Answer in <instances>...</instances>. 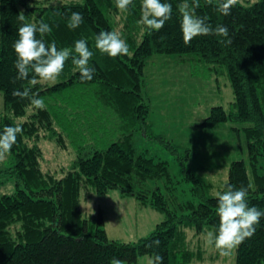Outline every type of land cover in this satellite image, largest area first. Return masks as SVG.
Listing matches in <instances>:
<instances>
[{"label":"trees","instance_id":"16d2710c","mask_svg":"<svg viewBox=\"0 0 264 264\" xmlns=\"http://www.w3.org/2000/svg\"><path fill=\"white\" fill-rule=\"evenodd\" d=\"M162 2L172 4L173 18L162 30L150 32L137 23L142 0H133L130 13L117 9L115 0H0V92L5 104L0 133L6 126L22 128L10 152L11 167L0 170V178L15 182L13 195L0 196V264H109L113 257L138 264L142 257L153 258L157 252L163 264H192L195 253L188 246L186 230L218 233V197L210 195L212 184L186 167L194 154L185 150L187 156H182L181 147L153 133L145 70L155 56H177L227 76L235 96L234 109L213 108L203 126L232 123L237 125L233 130L243 131L249 162L231 164L224 191L228 186H243L248 189L249 206L264 210V175L258 171L264 159V0L249 5L236 0L229 16L217 10L220 0L211 4L199 0L197 15L206 16L213 28L221 24L229 29L233 43L228 46L215 35L196 37L186 44L178 11L184 0ZM21 11L23 22L18 19ZM73 12L84 18L76 29L68 27ZM41 21L52 28L44 37L46 43L55 41L58 48L74 51L75 41L86 39L95 68L93 80L82 81L69 59L55 83L32 86L45 102L42 110L12 94L29 86L16 79L13 46L18 29L25 23L38 26ZM113 30L126 41L130 55L111 58L95 48L96 36ZM138 132L177 157L183 181L192 185L198 201L197 206L184 207V211L192 210L189 214L173 210L162 188L156 186V182L172 180L169 164L137 155L133 138ZM44 140L76 152L61 178L42 167L40 144ZM89 189L99 197L120 192L164 213L166 220L139 241L112 240L103 213L86 216L82 210L83 192ZM157 239L159 248L147 247ZM236 264H264V218L255 234L237 247Z\"/></svg>","mask_w":264,"mask_h":264},{"label":"rangeland","instance_id":"374dc122","mask_svg":"<svg viewBox=\"0 0 264 264\" xmlns=\"http://www.w3.org/2000/svg\"><path fill=\"white\" fill-rule=\"evenodd\" d=\"M240 1L249 5L260 0ZM145 78L152 103L150 122L153 133L181 147L182 156H187L185 150L193 153V157L186 162L187 169L206 177L213 187L211 195L218 197L228 182L231 164L240 160L249 162L248 141L242 130H233L237 128L236 124L203 126L213 108L223 107L227 111L234 109L235 96L229 79L203 66L195 67L177 56L153 57L145 70ZM4 111V99L0 92V121ZM133 143L138 156L169 164L172 180L156 182V186L162 188L173 210L179 214L192 212L190 208L184 211V207L192 204L197 206L198 201L191 191L192 185L183 181L182 167L177 157L140 132L135 134ZM40 145L44 151V171L53 173L57 178L63 177V170H68L76 158L75 150L60 149L48 140L42 141ZM10 162L11 154L0 161V170L10 168ZM258 171L264 175V159L260 160ZM0 180L3 182L0 196L13 195L14 180L8 177H1ZM82 210L86 216H97L101 211L110 239L124 243L148 237L166 220L164 213L142 206L136 199L123 197L117 191L102 197L91 189L83 192ZM207 231L214 230L208 229L201 234L192 229L186 230L188 246L195 253L192 264H236L237 248L228 256L220 255L214 242L208 243ZM138 264H152V258L144 256Z\"/></svg>","mask_w":264,"mask_h":264},{"label":"clouds","instance_id":"9594fccd","mask_svg":"<svg viewBox=\"0 0 264 264\" xmlns=\"http://www.w3.org/2000/svg\"><path fill=\"white\" fill-rule=\"evenodd\" d=\"M212 2L213 0H208L209 4ZM235 2L236 0H220L216 6L217 10L222 15L229 16ZM115 6L121 12L130 13L134 4L133 0H115ZM199 7V0H192L191 4L184 0L178 5L184 42L189 44L196 37L215 35L223 38L219 41L221 44L231 45L233 40L230 38L227 26L218 24L213 28L206 16L197 15L196 9ZM172 18L171 3L162 0H142L141 19L137 23L144 25L150 32L160 31ZM18 19L22 22L25 20L23 11L19 13ZM83 22V15L73 12L68 27L76 29ZM51 32L50 25L43 21L38 26L25 23L18 29L19 38L13 46L17 56L14 65L18 72L16 79L27 81L29 86L24 87L22 91L14 90L12 94L21 99H28L31 106L40 110L45 108V102L39 98L38 93L32 91V86L55 83L69 59L78 68L82 81H92L95 74V68L90 63L94 53L90 50L86 39L75 41L73 51L70 48H58L55 41L46 43L44 37ZM95 48L111 58L131 54L126 41L114 30L100 32L95 38ZM20 134L22 128L19 126H6L0 133V161L10 154ZM247 195L248 189L243 186L240 188L228 186L226 191L218 194L217 214L220 219L218 233L209 232L207 237L208 243L214 242L215 248L222 256L230 255L246 239L251 238L260 226L261 218H264V210L249 206ZM160 243L157 239L147 247L159 248ZM109 264H127V261L113 257ZM152 264H163V256L158 252L155 253Z\"/></svg>","mask_w":264,"mask_h":264},{"label":"bare ground","instance_id":"6f19581e","mask_svg":"<svg viewBox=\"0 0 264 264\" xmlns=\"http://www.w3.org/2000/svg\"><path fill=\"white\" fill-rule=\"evenodd\" d=\"M235 130H236V129H235ZM210 188H211V187H210ZM209 191H210V190H209ZM223 191H224V190H223ZM222 193H223V192H222ZM210 195H211V194H210ZM137 201H138V200H137ZM138 202H139V201H138ZM142 206H143V205H142ZM189 210H190V209H189ZM191 211H192V210H191ZM193 211H194V209H193ZM205 229H206V228H205ZM206 230H207V229H206ZM214 231H215V230H214ZM214 231H213V232H214ZM207 232H209V231H207ZM207 232H206V233H207ZM210 232H212V231H210ZM206 233H205V234H206ZM215 234H216V233H215ZM195 236H196V235H195ZM202 236H203V234L201 235V237H202ZM200 243H202V242H200ZM200 250H201V249H200ZM196 252H197V251H196ZM199 252H200V251H199ZM203 253H204V252H203ZM203 253H202V254H203ZM200 254H201V253H200ZM202 257H203V255H202ZM200 258H201V256L199 257V260H201ZM197 259H198V258H197ZM197 259H196V260H197Z\"/></svg>","mask_w":264,"mask_h":264},{"label":"crops","instance_id":"0c3cea01","mask_svg":"<svg viewBox=\"0 0 264 264\" xmlns=\"http://www.w3.org/2000/svg\"><path fill=\"white\" fill-rule=\"evenodd\" d=\"M106 223V222H105Z\"/></svg>","mask_w":264,"mask_h":264}]
</instances>
